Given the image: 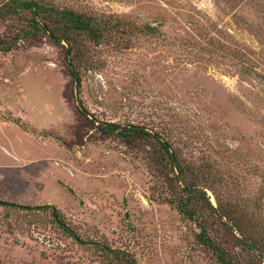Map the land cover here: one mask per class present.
<instances>
[{
  "label": "rangeland",
  "instance_id": "obj_1",
  "mask_svg": "<svg viewBox=\"0 0 264 264\" xmlns=\"http://www.w3.org/2000/svg\"><path fill=\"white\" fill-rule=\"evenodd\" d=\"M42 1L106 28L100 42L41 32L0 52V199L53 205L85 240L138 264H215L196 223L167 201L155 141L100 127L139 126L170 142L171 154L204 164L198 181L215 208L213 189L252 209L264 186V0ZM26 18L0 12V40H16ZM0 264L107 262L49 213L0 206Z\"/></svg>",
  "mask_w": 264,
  "mask_h": 264
},
{
  "label": "trees",
  "instance_id": "obj_2",
  "mask_svg": "<svg viewBox=\"0 0 264 264\" xmlns=\"http://www.w3.org/2000/svg\"><path fill=\"white\" fill-rule=\"evenodd\" d=\"M0 12L4 17L11 18H21L29 14V18H26L27 29L18 32L16 40H0V52L3 53L11 52L21 37H32L41 32L49 33L56 43L70 42L75 34L100 42L106 28V24L96 15L58 8L42 0H4ZM147 28L151 30L152 26ZM70 73L80 87L81 78L74 66L70 68ZM100 130L105 135L115 136L130 144L136 143L138 138H152L155 141L162 152V160L165 168L169 170L168 175L173 186L171 198H167V201L185 219L196 223V242L211 256L215 264H264V186H260L252 209L237 202L233 196L221 198L213 189L218 203L215 208L206 192L200 188L198 177L207 171L204 164H199L200 161L194 163L184 159L177 150L174 155L171 154L170 142H162L139 126L108 124L101 126ZM180 182L185 189L179 185ZM0 206L47 212L52 216L55 225L76 243L82 246L94 245L107 264H138L137 259L126 250L113 248L107 243L85 240L53 205H22L0 199Z\"/></svg>",
  "mask_w": 264,
  "mask_h": 264
}]
</instances>
